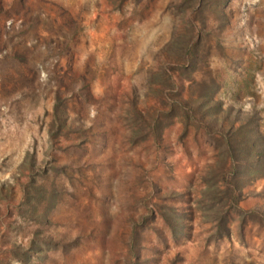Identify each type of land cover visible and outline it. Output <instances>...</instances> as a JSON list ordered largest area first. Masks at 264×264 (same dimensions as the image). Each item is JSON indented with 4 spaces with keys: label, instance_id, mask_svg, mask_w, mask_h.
Returning <instances> with one entry per match:
<instances>
[{
    "label": "rangeland",
    "instance_id": "rangeland-1",
    "mask_svg": "<svg viewBox=\"0 0 264 264\" xmlns=\"http://www.w3.org/2000/svg\"><path fill=\"white\" fill-rule=\"evenodd\" d=\"M196 3L0 0V264H264V0Z\"/></svg>",
    "mask_w": 264,
    "mask_h": 264
},
{
    "label": "trees",
    "instance_id": "trees-1",
    "mask_svg": "<svg viewBox=\"0 0 264 264\" xmlns=\"http://www.w3.org/2000/svg\"><path fill=\"white\" fill-rule=\"evenodd\" d=\"M134 1H137V0H134ZM196 1L200 6L204 5L207 2V0H196ZM213 1L224 2L225 0H213ZM198 9H200V8H198V6H197V10ZM199 39H200V36L198 35V33L194 32V34L186 41L185 54H182V57H183V59L187 65H190L194 61V57L196 55V47H197ZM211 92L212 91H210V92L208 91V93L206 92L204 97L209 98ZM210 102H211V104H209L210 108L216 109V107L218 106V103L216 101H210ZM57 107H58L57 102H55L53 104V110L56 111ZM242 132H243L242 124L235 127V130H233V132H232L233 141H231L229 143L227 142V147H228L227 150L231 154L233 153V155L235 153L236 161L239 164L241 163L239 161V160H241V158H239L237 156L238 153H242V154H245L246 156L251 157V158H249V160H247V162L243 163V164H245L244 168L247 169L246 174L249 176L250 179L253 177H256V176L264 177V149L262 147V145H263L262 135H261V133L257 132V130H253L250 132H247V130H246V132H243V133ZM239 164L232 163L230 170L225 171L224 176H223L225 188L223 190H220V192H222L225 199L230 204H234L236 202L237 197H238L237 196V190H238L239 185L241 184V183L237 184L236 182H234L232 180V176H235L238 172L243 170V169H241L243 167V165L240 164V166H242V167H239L238 166ZM228 174H230V178H227ZM30 188L34 189V190L38 189L37 186L32 187L29 185V189ZM29 189L27 188V190L25 191V194L28 193ZM215 213H218V212L216 211ZM163 215H164V213H163ZM216 216L217 217H214V214L212 216V218L216 222V226L217 227L224 226V224H223L224 220H225L224 215L219 213V215H216Z\"/></svg>",
    "mask_w": 264,
    "mask_h": 264
},
{
    "label": "crops",
    "instance_id": "crops-1",
    "mask_svg": "<svg viewBox=\"0 0 264 264\" xmlns=\"http://www.w3.org/2000/svg\"><path fill=\"white\" fill-rule=\"evenodd\" d=\"M215 227H217V226H214V229H215Z\"/></svg>",
    "mask_w": 264,
    "mask_h": 264
}]
</instances>
